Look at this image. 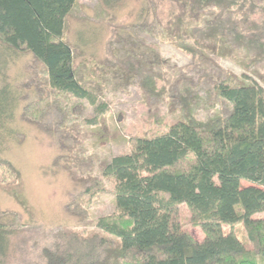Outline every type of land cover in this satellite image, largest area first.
<instances>
[{
	"label": "trees",
	"instance_id": "16d2710c",
	"mask_svg": "<svg viewBox=\"0 0 264 264\" xmlns=\"http://www.w3.org/2000/svg\"><path fill=\"white\" fill-rule=\"evenodd\" d=\"M76 3L0 0V42L6 51L32 53L51 88L95 103L77 75L74 48L65 38ZM159 4L168 5L163 14L170 18L168 30L178 47L197 53L189 36L217 54L243 49L264 59V0H155V9ZM178 4L184 7L180 13ZM258 15L259 21L254 19ZM145 63H132L131 69L143 89L155 93L159 72L155 65L148 72ZM244 77L230 73L216 84L231 109L207 119L196 115L194 90L186 86L180 96L182 117L158 122L152 134L138 136L129 151L103 165V175L113 181L115 208L96 225L109 236L69 231L62 236L65 250L58 241L53 251L43 249L45 262L36 264H264V86ZM0 105L1 123L8 108ZM0 164L7 174L20 176L10 161ZM182 203L192 210L202 238L183 226ZM239 223L252 246L234 230ZM15 233L0 221V264H8L16 251Z\"/></svg>",
	"mask_w": 264,
	"mask_h": 264
},
{
	"label": "rangeland",
	"instance_id": "374dc122",
	"mask_svg": "<svg viewBox=\"0 0 264 264\" xmlns=\"http://www.w3.org/2000/svg\"><path fill=\"white\" fill-rule=\"evenodd\" d=\"M146 1L144 12L143 0H77L67 17L65 38L74 48L77 75L95 103L51 88L32 53L6 51L0 42V104L8 108L0 123V161L20 171L18 177L7 174L0 164V221L16 230L8 264L44 263L43 249L53 251L59 241L65 250L62 236L72 230L109 236L96 225L115 208L113 181L103 175V165L129 151L138 136L152 134L158 122L182 117L186 86L194 90L192 106L201 119L230 111L215 87L226 75H246L245 82L264 86V59L243 49L217 54L189 36L200 50H184L168 30V5L155 9V0ZM183 8L178 4L177 13ZM141 61L148 72L152 65L159 72L155 93L145 91L131 69ZM178 208L183 226L202 238L189 206ZM234 230L252 246L243 223Z\"/></svg>",
	"mask_w": 264,
	"mask_h": 264
}]
</instances>
